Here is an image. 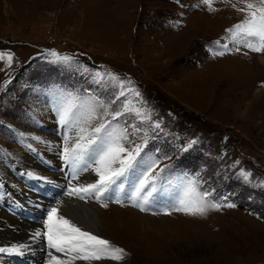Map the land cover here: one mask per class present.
Returning a JSON list of instances; mask_svg holds the SVG:
<instances>
[{
    "label": "rangeland",
    "instance_id": "obj_1",
    "mask_svg": "<svg viewBox=\"0 0 264 264\" xmlns=\"http://www.w3.org/2000/svg\"><path fill=\"white\" fill-rule=\"evenodd\" d=\"M212 7L202 0H0V174L14 183L4 180L21 187L17 172H25L17 166L36 176H45L44 168L68 174L76 187L97 181L89 153L75 167L63 159L81 128L96 139L92 130L105 124L100 136L127 131L124 147L144 146L139 166L122 178L123 206L104 198H95L94 206L59 201L58 209L64 201L98 209L112 227L96 235L127 254L71 264H264V53L230 39L227 30L247 18L237 11L244 3L213 0ZM223 44L226 54L214 55ZM122 88L125 96L119 95ZM128 109L151 119L142 122ZM180 154L181 165L191 169L175 164ZM152 164L158 165L157 191L150 206L158 215L141 212L129 198ZM189 181L197 193L210 192L209 200L236 207L204 216L164 215L182 197L165 191L184 192ZM60 183L67 181L54 176L48 185ZM28 193L37 201L48 200L52 191ZM117 210L129 231H122ZM33 212L37 223L42 211ZM6 228L27 235L8 236L2 247L30 242L40 231L14 219Z\"/></svg>",
    "mask_w": 264,
    "mask_h": 264
},
{
    "label": "snow or ice",
    "instance_id": "obj_2",
    "mask_svg": "<svg viewBox=\"0 0 264 264\" xmlns=\"http://www.w3.org/2000/svg\"><path fill=\"white\" fill-rule=\"evenodd\" d=\"M245 4L244 8L237 11L244 12L247 17L244 21L234 26L233 29L227 30L230 34V39L234 44H243L249 50L255 53H264V0H258L256 3L248 2V0H240ZM202 3L208 5L209 10H214L213 0H202ZM235 7V5H233ZM223 48L224 50H220ZM228 45L223 44L218 48L213 49V54L223 56L228 51ZM239 51V47L236 48ZM55 55V54H53ZM4 56L0 54V60ZM64 60L69 58L65 57ZM7 60L9 66L12 61V56L8 55ZM113 80H118V77L113 76ZM123 85V82H121ZM137 98L141 97V93L135 88H130ZM120 96H125L122 90ZM127 109V105L125 106ZM133 111L134 115L140 116L143 119L150 120L148 113L142 112L139 109H128ZM120 114L113 116L118 118ZM155 128H160V123L154 124ZM107 129V125L101 124L95 127L92 131L96 135V139L91 136L83 135L85 129L81 128L75 146L71 149L63 150V159L70 166L75 167L84 157L85 153H89L92 163L96 165L95 171L98 180L85 184L79 187H72L68 191L69 196H78L80 199H85L86 196H93L96 199L105 198L109 202L122 204L119 199V193L123 190V179L129 171H135L140 162L137 157L140 156L143 145H136L131 150L124 147L121 140L128 138V133L125 131L123 135L106 132V135L100 136ZM146 143V141H145ZM95 146V147H93ZM91 149V152L89 151ZM94 154V156H93ZM118 163V167L113 165ZM158 165H149L144 172L141 173L136 185L133 188V193L129 197L133 207L138 208L141 212L151 211L152 215L160 214L159 211L153 210L150 202L154 200L153 194L157 191V179L153 176ZM163 171V169H160ZM24 175L33 176L31 172H25ZM195 181H189L183 196L171 210H165L164 215H172V211L183 212L186 215L204 216L209 210H217L220 208H234V203L228 202L224 205L209 200L210 192L197 193L194 187ZM127 195V193H125ZM115 197V199H113ZM224 199H227L226 197ZM102 207H107V204H102ZM45 232L36 231L33 233V239L41 240L46 238L47 246L50 249H55L56 252L65 254L68 259H59L50 252L51 260L49 264H70L71 260H100V259H115L122 260L127 255L124 249L113 247L108 240L98 237L97 235L83 230L70 219L60 214L57 207H52L47 213L45 221ZM25 245H12L9 247H0V254L7 253L9 255L22 256L24 254Z\"/></svg>",
    "mask_w": 264,
    "mask_h": 264
},
{
    "label": "bare ground",
    "instance_id": "obj_3",
    "mask_svg": "<svg viewBox=\"0 0 264 264\" xmlns=\"http://www.w3.org/2000/svg\"><path fill=\"white\" fill-rule=\"evenodd\" d=\"M8 7L9 6H7V8ZM260 58H261L262 63L264 65V57L261 56ZM236 112L239 113L240 115H243V117L246 116V114H244L245 111H243L242 109H237ZM67 197L70 198L69 195H67ZM64 199H66V198L61 197L58 200L57 205L59 204V201L61 202ZM72 199H74V198H72ZM77 201H79V200H77ZM91 206H86L84 204L75 203L72 201L71 202H65L64 201L59 205V212H60V214L64 215L66 218L70 219L73 223H75L77 226L81 227L82 229H84L86 231H90L95 235H96V233L101 234L103 231L106 230V228L111 226L112 222H109V224H108V221H110V220H106V222L103 221L101 219V213L99 212V210L98 209L94 210ZM115 213H119L122 215L123 212L121 210H117ZM135 215H138L139 218H141V219L144 218V217L143 218L140 217L139 214H135ZM126 219H127V217H124L122 215V218H121V216H120L119 223L121 224V227L123 228L122 231H124V230L129 231V229H130L129 228V222H127ZM9 224L13 225V219L6 214H2V215L0 214V240H4L6 237L8 238V236H11L12 239L22 238V236L25 234V231L22 234L19 232L16 235L15 234L16 231L15 232L9 231L6 228V226H8ZM29 226L33 227L34 225L29 224ZM115 226H116V223L114 222V227ZM131 228H132V226H131ZM149 228L151 229V227H149ZM22 229L20 228V230H22ZM132 230H133V228H132ZM26 235H24V236H26ZM31 237H32V235H30V238H29L30 240H31ZM5 247H7V246H5Z\"/></svg>",
    "mask_w": 264,
    "mask_h": 264
},
{
    "label": "flooded vegetation",
    "instance_id": "obj_4",
    "mask_svg": "<svg viewBox=\"0 0 264 264\" xmlns=\"http://www.w3.org/2000/svg\"><path fill=\"white\" fill-rule=\"evenodd\" d=\"M0 211H4L8 216H10L12 219H14V220H16L14 217H13V215L11 214V212H9V208L8 207H1L0 206ZM11 229V228H10ZM1 247H2V245H0ZM25 253H26V256H27V261L29 262V263H31L33 260L36 262V264H40L41 263V260L39 259V258H36L35 256H32V254L29 252V250H27V249H24L23 250ZM1 257L2 258H5V257H14V258H16V257H18V256H16V255H9V254H7V253H3L2 255H1ZM32 258V259H31ZM1 264V263H0ZM4 264H15V263H13L10 259H5V262H4Z\"/></svg>",
    "mask_w": 264,
    "mask_h": 264
}]
</instances>
